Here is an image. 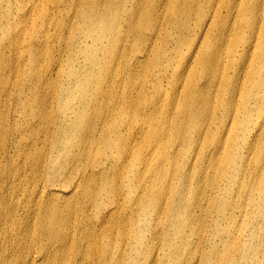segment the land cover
Segmentation results:
<instances>
[{
  "label": "bare ground",
  "instance_id": "obj_1",
  "mask_svg": "<svg viewBox=\"0 0 264 264\" xmlns=\"http://www.w3.org/2000/svg\"><path fill=\"white\" fill-rule=\"evenodd\" d=\"M10 1L9 21L0 22V79H12L13 89V79H25V61L32 55L29 46L34 45L35 54L43 49L40 43L48 46L45 38L34 44L48 29L41 33L38 25L40 36L28 34L29 12L22 11L29 0L21 1L14 14L13 0ZM33 2V10L39 16L32 27L47 15L55 1L48 0L46 5L42 0ZM100 2L58 0L54 6L50 18L53 25L59 17L72 22L80 15L88 30L86 36L96 40V44H86L83 50L91 67L75 79L110 80L106 81V99L88 115L69 109L56 96L62 117L49 128L51 109L44 103L38 108L43 120L33 119L39 121L47 141L45 152L39 151L38 155L45 158L31 169L37 182L27 181L24 176L17 195L8 192L4 196L6 218L0 224L4 260L0 264H14L15 253L19 257L17 264H64L66 260L59 255L66 249L68 239L76 252L87 256L86 235L95 231L103 236L98 228L114 218L115 223H123L124 230L135 223V239L146 232L152 241V227L127 216L125 203L131 195L136 198L133 206L148 221L157 215L159 221L169 224L164 231L168 243L167 235L178 223L174 218L179 211L192 212V220L199 222L204 219L200 214L210 210L228 216L231 213L224 212V207L231 202L233 207L230 203L229 209H235L229 197L235 191L238 197L243 196L241 204L245 210L250 195H245L243 180L264 176V0H132L117 49L119 12H113L109 0L106 11L94 15V7ZM124 2L115 0L114 10ZM139 5L145 9L136 12ZM135 13L137 20L133 23ZM156 20L161 22L155 31L150 26ZM16 21L18 25L14 27ZM69 31L73 35L74 31ZM53 42L52 39L50 43ZM114 52L115 71L105 72L108 56ZM53 63L55 66L56 60ZM52 74L53 70L43 69L42 75ZM31 79L35 80L25 81L35 85L39 76L35 74ZM135 79H141L138 87ZM73 92L68 93L71 96ZM27 116L28 112L23 118L28 120ZM67 118L85 124L77 145ZM35 135V130L30 131V139L24 132L19 135V151H28L24 168L33 166L30 163L34 147L42 142L34 139ZM69 152L72 161L64 165L60 157ZM9 154L7 151L0 156ZM48 171L50 174L45 177ZM70 176L76 178L71 190L68 184H47L40 179L61 181ZM99 180L103 184L96 189ZM32 182L37 184L36 196ZM218 186L223 191L217 192ZM28 187L27 196H22L23 188ZM256 191L255 201L264 208V184ZM207 198L212 207L204 206ZM121 210L125 211L122 216ZM24 214L30 221L21 230ZM24 235L29 236L26 250L21 248ZM93 238L98 241L95 234ZM38 240L45 242L39 245ZM249 248L250 243L242 245L238 256L227 254V262L238 264ZM94 254L98 258L94 264L106 263L99 260L108 253L96 248Z\"/></svg>",
  "mask_w": 264,
  "mask_h": 264
},
{
  "label": "rangeland",
  "instance_id": "obj_2",
  "mask_svg": "<svg viewBox=\"0 0 264 264\" xmlns=\"http://www.w3.org/2000/svg\"><path fill=\"white\" fill-rule=\"evenodd\" d=\"M21 1L24 0H13V14L18 10L17 6ZM33 1L34 0L27 1L26 8L22 11L23 14H25L26 11L29 12L26 22L27 29H29L28 34L32 33L35 36H40V33L36 30L38 25H40L39 30L41 33L43 31L45 32L47 28L48 31L34 41V44L41 41L42 38H45L48 42V46L46 45L44 47L40 43L43 49L39 50L36 54L33 51L34 45L29 46L32 55H29L25 61L26 66L23 71V76L25 79H29V82H33L35 79L31 78L37 74L39 76L38 83L34 85L32 83H27L25 79H13V89H11L10 81L12 79H0V154L7 151L10 153L4 158L0 156V170L2 171L0 177V224H4L6 218V211L4 210L6 207V200L4 196L8 194V192L16 196L17 192L21 190V183L25 181L24 176H26L27 181L29 179L36 181V179H33L34 173L31 169H35V166H39L45 158L39 156L38 153L39 151L45 152L44 145L47 142L46 137H43L42 130L39 127V121L33 119L35 117L40 121L43 120V117L39 116L42 115L38 110L40 105L44 103L49 110L51 109L48 113V116L50 115L48 118L49 128L58 118L62 117V110H60L56 104V96H60V103L69 109L72 108L73 110L85 111L88 115L94 112V110L99 107V104L101 105L102 101L106 99L104 94L107 87L106 81L110 80L75 79L77 75L80 76L91 67L89 60L85 59L87 57L83 50L86 44H96V40H93L90 36H86L85 33L88 30L86 31L80 15L72 22L66 17H59L54 24L57 25L58 28L56 29L54 27L50 18L53 16L54 6H56L58 0H53V2L55 1L54 6L49 8L47 15L43 16L40 22L32 27L33 21L39 16V14L33 10V6L35 5ZM42 1L45 5L48 2V0ZM100 1L101 2L97 3L94 7V15L106 11L109 0ZM123 1L125 2L120 4L117 10H114L113 4L115 0H110L113 12L118 11L120 16L118 33L116 36V49L126 27L128 9L132 2V0ZM11 7L12 3L10 0H0V22H4L5 20L6 22L9 21V11ZM60 7L65 8L62 3H60ZM140 8L145 9L139 5L136 12ZM72 9H74V6L71 5L70 10ZM67 10H69V8H67ZM108 19L111 21L112 16ZM136 20L137 16L135 13L133 23H135ZM159 22L161 21L156 20L150 28L155 29V31L159 30ZM17 25L16 21L14 27ZM69 30L74 31L71 32L73 35L68 34V32H70ZM52 39L54 42L50 43ZM1 40L2 37L0 36V43ZM17 47L20 48L19 46ZM108 57L109 63L105 72H114L113 63L115 60V52L113 56L109 55ZM54 60H56L55 66L53 63ZM33 61L35 64H33ZM44 68L46 70H53V74L51 76L42 75ZM132 69H134V66H132ZM130 81H132V79H130ZM140 81L141 79H135L137 87ZM79 83L81 84L79 85ZM128 85L129 84H126V87H128ZM70 90H74L71 96L70 93H68ZM119 95H121V93H119ZM70 97H74V99ZM68 102L70 104H68ZM78 102L82 105L80 108ZM127 102L130 103L129 99H127ZM30 106L34 108L31 111L29 110ZM27 112V117H29L28 120L23 118L24 115L26 116ZM26 121H28V124L25 125ZM79 122L83 123L81 121ZM80 123L74 118L66 119V124H70L71 126L69 127L74 128V145L78 144L80 134H82L85 129V124ZM32 130L36 131L34 139L39 138L42 142L40 146L36 145L34 147L35 154L30 163L33 166L24 168V161L26 155L28 156V151H19L18 138L19 135L24 132L26 138L30 139V131ZM70 152L60 157V162L64 163V165H68V163L72 161ZM54 154L56 153L54 152ZM59 172L61 173V171ZM49 174V171L44 173L45 177ZM130 174L131 173L127 175ZM122 175L123 171L120 173V176ZM5 176L7 178H5ZM40 179L45 180L47 184H68V189L70 190L72 189L71 187L76 184V178L73 177L71 179V176L70 179L62 178L61 181L46 178ZM243 181L246 190L245 195H250L249 207L247 205V208L244 210L241 204L243 196L238 197L235 191V195H229L234 202L235 209L233 211L229 209V204L231 202L226 203L224 207V212L229 211V213H231L228 216L225 214L216 215L210 210L207 213L200 214L204 219L203 222H199L196 219L192 220V212L187 213L188 211H183L184 215L179 211L174 218V222L178 221V223L173 224L170 228V234L167 235L170 238L168 243L165 240L166 235L164 231L169 228V224L159 221L157 215H153L154 217L151 222L148 221L141 210L138 211L133 206V200H136V198L135 195H131L125 203L127 216L130 220H134L133 218H135L141 221L142 225L147 223L149 227H152V241L149 240V236L146 232L142 234L141 238L135 239L134 229L136 224L127 225L124 230L123 223H115L116 218H114L113 220H106V222L98 228L97 232L101 233L103 236H99L95 231L94 233L91 232L89 235H86L88 238L85 241L84 252H88L89 255L85 256L76 252L73 245L69 244L71 239H68L66 240V249L59 256L66 260L64 264H94L98 259L97 255L94 254V249L99 248L102 252L108 253V256L103 254L99 260L106 262L105 264H231L227 262L226 255L235 253V255L238 256L242 245L250 243L251 248L246 250L238 264H264V208L259 206L260 203H258L257 200L255 201L257 197L256 189L264 184V176H257ZM36 182H32L31 184V187L34 186V196H36ZM206 183L207 188H209L210 184L208 183V179ZM102 184L103 181L99 180V182L95 184L96 189L101 188ZM247 185L249 186L247 187ZM223 189V187H219L216 191L221 192ZM28 190L29 187L26 189L23 188L22 196H27ZM205 204H207V207L213 206L211 200L208 198L204 201V206ZM55 207L58 210L61 209L59 205ZM91 207L92 206L89 207V212ZM232 207L233 205L231 203V209ZM123 212L125 211L121 210L119 215L122 216ZM196 215H198V213ZM29 221L30 217L24 214L21 217L20 229L22 230ZM72 225L73 224H71V226ZM127 230H131V232L124 237L123 235ZM7 231L10 233V229H7ZM92 234H95L99 243L98 241H94ZM28 240L29 236H25L24 238L21 237V248L24 247L26 250L29 247V244L26 245ZM140 241L141 244L139 245ZM44 242L45 240H38L39 245ZM169 244H171V246ZM17 256L16 253L15 258L11 256V261L12 258H14V264L18 262L19 257ZM0 260H4L1 250Z\"/></svg>",
  "mask_w": 264,
  "mask_h": 264
}]
</instances>
